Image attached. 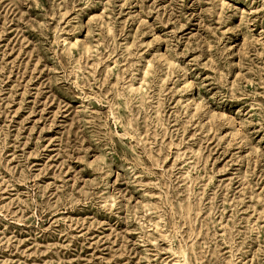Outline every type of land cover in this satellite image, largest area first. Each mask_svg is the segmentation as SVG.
Segmentation results:
<instances>
[{"label": "rangeland", "instance_id": "rangeland-1", "mask_svg": "<svg viewBox=\"0 0 264 264\" xmlns=\"http://www.w3.org/2000/svg\"><path fill=\"white\" fill-rule=\"evenodd\" d=\"M0 264H264V0H0Z\"/></svg>", "mask_w": 264, "mask_h": 264}]
</instances>
